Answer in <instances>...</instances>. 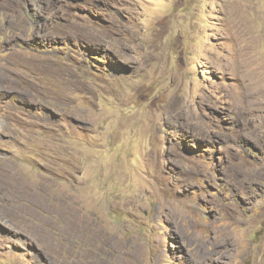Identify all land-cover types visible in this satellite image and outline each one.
Returning a JSON list of instances; mask_svg holds the SVG:
<instances>
[{
	"label": "rangeland",
	"instance_id": "374dc122",
	"mask_svg": "<svg viewBox=\"0 0 264 264\" xmlns=\"http://www.w3.org/2000/svg\"><path fill=\"white\" fill-rule=\"evenodd\" d=\"M0 264H264V0H0Z\"/></svg>",
	"mask_w": 264,
	"mask_h": 264
},
{
	"label": "bare ground",
	"instance_id": "6f19581e",
	"mask_svg": "<svg viewBox=\"0 0 264 264\" xmlns=\"http://www.w3.org/2000/svg\"><path fill=\"white\" fill-rule=\"evenodd\" d=\"M257 86V85H256ZM255 89V88H254ZM132 254V253H131Z\"/></svg>",
	"mask_w": 264,
	"mask_h": 264
}]
</instances>
